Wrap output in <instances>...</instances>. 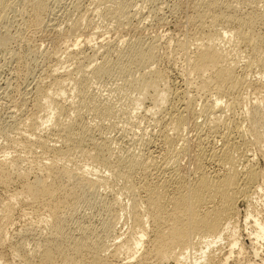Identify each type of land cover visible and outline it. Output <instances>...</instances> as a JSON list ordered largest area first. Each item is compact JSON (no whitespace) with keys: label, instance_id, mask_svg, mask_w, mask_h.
I'll use <instances>...</instances> for the list:
<instances>
[{"label":"bare ground","instance_id":"6f19581e","mask_svg":"<svg viewBox=\"0 0 264 264\" xmlns=\"http://www.w3.org/2000/svg\"><path fill=\"white\" fill-rule=\"evenodd\" d=\"M23 1L7 0L3 5V0H0V17L5 10L13 9ZM99 1L100 4L97 2L99 4L97 6L101 7V14L107 16L124 14L131 4L130 0ZM263 5L264 0H197V35L193 38H183L184 40L180 37L177 45L183 52L191 46L195 48L193 54L191 53L192 56L187 55L186 71L191 77L190 88L205 91V99L208 96L207 103L203 102L204 104L199 105L200 108L196 105V98L187 94L186 89L175 92L170 89V81L174 80L170 78L169 68L153 67L154 63H159L164 58L160 47L166 42L162 43L163 45L160 43L162 45L160 46L158 37V40L154 39L156 37H151L149 41L143 40L145 43L142 39L139 42L135 41L137 43L132 42L133 44H128L126 50L124 47L122 52L118 51L119 56L117 55L116 58L110 55L111 50L110 52L107 50V54L103 53V61L96 62L93 67L85 65L87 68H83V74L79 78L75 77L72 71L66 70L65 74L64 72L60 74L61 65L58 64L60 62L47 65L50 68L47 67L52 81L50 84L45 83L46 86L41 85L44 82L40 81L33 90L39 93L41 89L48 87L44 90L46 93H42L44 96L42 105L47 109V113L44 117L41 116L42 118L38 117L34 126L38 130L51 127L52 131L49 134H36L39 137L34 135L35 132L32 133L33 136L26 135L21 144L25 151L39 153L37 157L40 158L42 167L39 171L37 167L38 173L35 175L30 169L31 165L27 169L21 166L26 160L22 156L12 157L8 153L0 158V185L9 189L15 182L20 183L17 190L0 200V207L12 211L15 207L13 201H17L22 207H26L25 212L36 218L37 222L48 230L40 238L37 248L29 250L30 252L23 245L13 247L19 264H171V262L183 264L189 261L188 250L196 251L197 246L204 244L206 247L202 251H208L211 245L220 242L230 227H236L235 223L239 221L240 214L237 204L240 200L249 201L247 216H252L250 209H253L254 204L251 200L254 198V201L256 200L254 203H259L257 197L252 196L257 195L258 190H262L257 183L262 177L263 170L259 169L248 153L252 142L249 143L247 135L250 136L251 133V137H256L253 141L259 143L258 127L264 123L263 106L258 104L245 111L246 117L252 120L247 128L241 125L239 119L241 124L237 123L235 127V122L234 129H229L232 125L227 128L222 123L225 125L224 122L230 120L228 115L224 116L227 108L229 111L236 110L243 105L241 100L244 94L240 95L243 88L237 91V87L248 85L258 94L264 92L262 73L254 81H248L247 77L249 74L247 71L255 67V64L264 71V11L261 8ZM21 6L23 13L29 12L28 3L25 7ZM46 9L40 2L32 9L34 18L39 20ZM219 41L229 44L233 42L236 45L231 49L224 48ZM237 46L247 51L248 56H246L249 61H246V67L241 68L238 63H234L237 62L234 57V52L238 51ZM166 48H169L168 44ZM11 52L15 53V51ZM54 52L45 54V59H54L53 57L57 55ZM164 52L166 55L167 51ZM19 55L20 53H15L14 57L19 59ZM184 55L186 56L183 54V57ZM133 65L134 68L145 67V71L141 72L134 84L140 89H138L140 95L134 97L137 108L144 107L145 101H150L148 98L153 94L150 101L152 107L149 105L151 107L149 109L160 114L157 119L154 118L159 131L157 130V134L151 139L148 138L146 144L144 143L143 152L141 151L143 147L140 149L142 153L139 149H137L139 153H136L138 152L136 149L128 148L127 155L123 159L113 160L110 142L112 140H108L105 136L98 137L94 126L80 122V115H77L78 111H76L78 104L66 100L68 92L63 86L65 81L72 79L70 81L74 82V88L71 86V93L77 92L80 97L78 100L82 103L87 101L94 104L95 99L99 97L97 94L94 95V90V92L91 90L98 89L100 84L95 88L97 84L93 83L95 81L98 83L100 78L103 80V77L108 75L109 78L111 72H116L114 70L117 72L120 70L121 73L129 71L127 68ZM140 69L142 68L138 70ZM94 77L99 79L92 81ZM56 91L57 94L54 93ZM169 91L171 94L173 91L172 99L169 98ZM94 96L97 98L94 99ZM166 101L169 103L167 108L164 106ZM99 103L92 106L96 111L95 115L105 118L113 113V110L112 113L110 110L111 105ZM80 106L79 108H83ZM191 108L195 116L205 117L207 120L204 121L205 124L199 125V149L196 153L198 168L192 180L190 176L181 174L179 167L174 164L176 157L188 148L185 138L180 137V134L184 132L187 111ZM242 110L244 112V106ZM69 112L74 114V120L71 118L73 122L67 125L58 116L63 114L70 116ZM158 146L162 149L161 154H164L163 157L161 156L163 160L159 156L161 154L157 155V151L161 150H157ZM75 155L76 158L78 155L81 160L83 159L85 164L83 162V165L74 168L71 160ZM158 156L162 162L158 160ZM172 158H175L174 162ZM170 161L175 166L171 165ZM209 166L215 167L213 172L208 170ZM31 173L35 175L32 179H30ZM111 177L116 182H122V190H126L129 194V213L124 220L125 223H129L130 231L128 230L125 239L113 244L115 250L106 255L104 253L112 246L108 242L102 243L98 240L97 231L91 223L81 221L80 228L77 229L79 232H72L67 221L76 218L79 207L88 199L100 198L107 189L113 191L117 184L114 180L110 181ZM115 204L114 210L117 214L109 220L111 224H106L111 227L125 214H119L117 208V204H120L119 198H115ZM126 207L122 206L121 211L127 210ZM260 220L259 217L255 218V231L248 229L249 240L257 245L264 241V223ZM6 243L7 239L0 232V264H16L10 254L4 250L5 246L9 247ZM146 243H149V248L142 253L140 260L136 261L137 255ZM262 247L264 245L261 244L257 248ZM122 251H125L127 256L120 259L119 254ZM196 256L195 253L194 259H197ZM210 259L212 256L208 252L196 261L201 263Z\"/></svg>","mask_w":264,"mask_h":264},{"label":"rangeland","instance_id":"374dc122","mask_svg":"<svg viewBox=\"0 0 264 264\" xmlns=\"http://www.w3.org/2000/svg\"><path fill=\"white\" fill-rule=\"evenodd\" d=\"M6 1L7 0H3V5ZM130 1V8H128L124 14H113V16L103 15V13L101 14V7H98L100 4L99 0H24L22 3H18V6L15 5V9L11 8L2 13L0 17V158L4 157L8 153L12 157L22 156V158H26V160H24L21 166L24 169H27L31 165L30 169L35 175L38 173L39 168L42 167V162L40 161V158L37 157L39 156L37 155L39 153L36 151L29 153L23 149V145L21 146V144L23 141L22 139H24V136L26 135L31 136L34 132V135H43L49 134L50 131H52L51 127L38 130V128L36 129L34 126V124L38 121V117H44L47 113V109L42 105L44 103V96L42 93L45 94L46 92L44 90L48 87L41 89L39 93H35L33 91L35 90V86L40 81L44 82L43 84L41 83V85H44L45 83L50 84L52 81L49 76L50 68L47 65H54L55 63L57 64L60 62L58 63L59 66L61 65L60 74L63 72L65 74L66 70L67 72L72 71L71 73H74L75 77L79 78L83 74V68L86 69L87 65L93 67L96 62H100L103 59V55L107 54V50H109V52L111 50L110 55H114L113 58H116L118 51L119 53L122 52L124 47V50H126L130 44L137 43L141 41V39L142 41H147L148 39L151 40V37H156L154 39L161 40H159L160 42L158 41L160 46L163 45L162 43L166 42L162 47H160L163 51H161L164 57L163 60H166V62L163 60L159 63L156 62L157 64L154 63L153 67L156 66L154 68L158 67L164 69L169 68V74H171L170 78L174 80V83L169 80L171 82V84H169L171 87L170 89L174 90V92L176 90L179 91L181 89L180 91H183L186 89L188 91L187 94L191 97L193 95V97L196 98L197 107L208 101V96L205 99V91L192 89L189 85L191 77L186 71L188 68L186 59L187 55L192 56L195 50L194 46L189 47V49L183 52L178 49L177 45L180 41V37L181 40H184L191 37L193 38V36L195 37L197 35V0ZM40 2L43 3L47 9L42 12L40 19L37 20L33 16L32 9L40 4ZM27 3L29 12L23 13L21 5L25 7ZM262 4L263 3H261V5ZM261 8L264 11V5ZM25 19L28 21L26 22ZM217 28L219 27H216V29ZM88 40L91 41L89 42ZM219 42L222 43L221 45L224 46V48L229 47L231 49L236 45V43L233 42V44L223 41ZM167 44L169 48H166ZM236 49H238V51L234 52V57H236L235 59L237 62L233 59L234 63H238L241 68L246 67V61H249L247 51L243 50V48L240 49L238 46ZM11 51H13V53L14 51L15 53H20L19 59L18 57L15 58V53L12 54ZM54 51L58 56L55 55V57H53L54 59H45V54L49 52L53 53ZM164 51H167V56L164 54L166 53ZM179 53L180 55H178ZM183 54H186V56L184 55L183 57ZM168 56L171 59L173 57L175 58L171 61ZM257 66L258 65L255 64V67L253 66L250 68L252 70L249 69V71H247V73H249L247 74L248 81L256 80L259 78L258 76L261 75L260 73H262L261 77L264 79V71H262L261 67ZM132 67L134 68V65L129 68L126 67L129 71L127 70L124 73H121L120 70H118V72L117 70H114L116 72H111V76L109 78V75L105 76V78L103 77V80L102 78H98V83L95 81L98 80L97 78L94 77L92 79V81H95L93 84H97L95 88H98V85L100 84L98 89L91 90V92L95 91V94H93H97V97H99L97 98L94 96V99L97 98L95 100H98V103L100 102L102 104L105 103V105H111V113L113 110V115L110 114V116L108 114L109 116L107 115L105 118L97 116V114L95 115L96 111H94L92 106L94 104L98 105L96 101L93 102L94 104H90V102L87 101L86 103H84L85 101L82 103L79 101L80 97L77 92L71 93L72 88H74V82L70 81L72 79L65 81L63 86L68 92V96L65 97L66 100L68 102L78 104L76 111H78L77 115H80V122L94 126L98 137L103 138L105 136L108 140H112L110 142L113 160L117 158L123 159V157L127 155L126 151H128V148L136 150L139 149L140 151L143 147L141 149L143 152V149L145 148L144 143L146 144L147 140L151 139L153 135L155 136V134L159 131L155 119H157L160 114L154 110H150L152 107L150 101H152L151 97L153 94L151 93V97L148 98L150 101H145L146 104L144 107L137 108L136 105L135 98L140 95V89L138 88V90L134 84L135 80L139 77V75H141V72L145 71V67L136 66L137 68L135 67L134 69ZM130 68L133 70H130ZM139 68L142 69L139 71ZM77 73L78 75H76ZM126 73L130 74L127 75ZM134 75L136 78H134ZM239 87H237L236 90L241 91L240 89L243 88L241 91L242 93H239L241 96L244 94L241 100V104L243 103V105H241L242 107L230 111L227 108L226 113H224V116L228 115L230 120H228V117L226 119L228 122H224L226 124L224 125L222 123V125L227 128L232 125L229 129H234L237 126V123L239 124L240 122L242 123H240L242 126L245 125L247 128L249 122L252 120L246 117L247 114L245 111L253 108L255 105L259 104L263 106L262 112L264 113V92L258 94V92L253 90V88H250L248 85ZM54 93L57 94V91ZM168 94L170 95L169 98L172 99L173 91L172 94L170 91ZM166 103L164 106L167 108L169 103L167 101ZM84 105L86 107H84ZM79 106L83 108H79ZM243 106L244 112H242ZM91 107L93 109H91ZM88 108H90V110ZM84 109L85 112H83ZM69 114L70 116L63 114L58 117L61 121L63 120L64 123L68 125L73 122L75 111L74 114H72V112H69ZM204 121L207 122L206 118L195 116L192 108L187 111V123L185 124L186 129H184L185 125L183 126L184 132L180 129V131L183 132H181L182 134H180V137L185 138L188 148L185 152L179 154L178 157H176V160L175 158L171 159L172 161L175 160V162H173L177 165V168L179 167L180 173L190 176L191 180L194 179V172H196L198 168L196 157V153L199 149L198 130L199 125L201 126V124H205ZM233 125L235 127H233ZM39 135H36V137H39ZM248 135L247 140L249 143L252 142V144L250 143V147L251 145L252 147L248 153L255 160L259 169H261V171L263 170L262 177L257 183V186H260L262 190H258V194H253L252 196H256L259 203L255 204L254 202H256V200L254 201V198L251 200L254 205L252 206L253 209H250L252 216L248 217L247 208L249 201L240 200L237 204L240 214L238 217L239 221L235 223L237 224L236 227H230L220 242L216 243V245H211L208 251H202V249L206 247L204 244L197 246L198 249L196 248V251L194 249L188 250V253L190 252L189 261L183 264H264V247H262L263 249L257 248L258 246H261V244L264 245V241L257 245L249 240V232L255 231L256 229L255 218L259 217L261 219L260 221L264 223V123H261L258 127L259 143L256 144L253 141L256 137H251V133L250 136ZM141 137H143L144 140ZM140 139L144 142L139 141ZM158 149H161L160 146L157 147V150ZM139 151L136 153H139ZM161 151L162 149L158 150L157 155L163 153ZM163 155L164 154H161L159 156L163 157ZM159 156L158 160H161L162 157L160 158ZM172 161H170V164L175 166L172 164ZM83 162V159L81 160L78 155L76 158L75 155L73 160H71V165L75 168L76 166L83 165ZM32 166H35V168H32ZM214 168V166H209L208 170L213 172ZM32 169L36 170V172ZM33 173H31L30 179L34 178L35 175ZM112 180L114 179L111 177L110 181ZM114 182L116 181L114 180ZM18 183L15 182L11 187H9V189L0 185V200L4 197L6 198L10 192L17 190L20 185V183ZM116 184L117 185L114 186L115 189H113V191L111 189L108 191L107 189L106 191H103V196L101 195L100 198H90L87 202L82 203L79 207L78 213L75 215L76 218L74 217L75 219L67 221L68 227L72 232H79V223L81 221L91 223L97 231L98 240L102 243L108 242L112 246V248L104 253L106 255L111 254L112 251L115 250L113 244L125 239L129 230V223H125L126 220H124V217L127 218V214L129 213V194L126 190H122V182L117 181ZM115 198L120 199V204H117L119 214H125L121 216L115 224L113 223L114 225L112 224V228L106 224H111L109 220L117 214L114 210L116 207ZM13 203H15V207L12 211H7L6 208L3 210L0 207V232L7 239L6 244H9V247L5 246L4 250L10 254L9 256L12 257L16 264H19L16 254L13 252V247L15 245H23L28 251H32L34 248H37L40 238L44 236L48 230L43 225L39 224L36 218L25 212L26 207H22L17 201H13ZM122 206H127V210L122 212L120 209ZM77 218H80V220H77ZM246 225H250V227H246ZM248 229H250V231H248ZM112 240L115 241L113 242ZM232 245H234V247H232ZM148 248L149 243H146L144 248L139 252V255H137L136 261L140 260L142 253L147 251L146 249ZM208 252H210L212 259L197 263L196 260H200L204 253L207 255ZM195 253L197 255V259H194ZM119 255L121 257L120 259L127 256L125 251H122V253L120 252ZM171 264L174 263L171 262Z\"/></svg>","mask_w":264,"mask_h":264}]
</instances>
